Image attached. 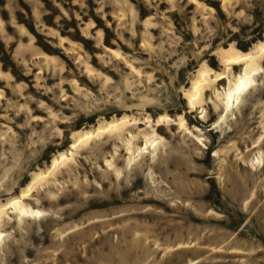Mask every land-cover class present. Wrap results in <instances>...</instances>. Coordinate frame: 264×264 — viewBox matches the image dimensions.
Returning <instances> with one entry per match:
<instances>
[{"label": "rangeland", "instance_id": "obj_1", "mask_svg": "<svg viewBox=\"0 0 264 264\" xmlns=\"http://www.w3.org/2000/svg\"><path fill=\"white\" fill-rule=\"evenodd\" d=\"M0 264H264V0H0Z\"/></svg>", "mask_w": 264, "mask_h": 264}, {"label": "bare ground", "instance_id": "obj_2", "mask_svg": "<svg viewBox=\"0 0 264 264\" xmlns=\"http://www.w3.org/2000/svg\"><path fill=\"white\" fill-rule=\"evenodd\" d=\"M251 80V74H249L247 70L238 75L235 83L231 84L228 90L226 91V98L228 99V101L225 100L227 101L226 108H229L231 106V102H234L236 100L238 101L247 94V89L249 86L248 84Z\"/></svg>", "mask_w": 264, "mask_h": 264}]
</instances>
